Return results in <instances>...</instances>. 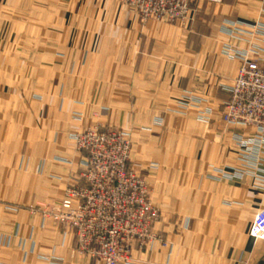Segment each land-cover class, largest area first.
I'll list each match as a JSON object with an SVG mask.
<instances>
[{
    "label": "crops",
    "instance_id": "0c3cea01",
    "mask_svg": "<svg viewBox=\"0 0 264 264\" xmlns=\"http://www.w3.org/2000/svg\"><path fill=\"white\" fill-rule=\"evenodd\" d=\"M79 1L73 11L63 13L59 29L69 32L68 46L89 48L90 67L102 81L100 92L96 85L89 91L91 102L101 95L107 117L111 119L116 111L118 125L153 128L156 141L154 137L150 141L154 142H158L156 133L160 135L163 127L158 126L162 125L159 117H164L165 127L172 121L184 125L185 120L190 126L188 141L195 152L186 158L192 162L168 173L152 167L157 162L147 140H134L133 158L152 167L148 169L153 194L158 197L163 188L159 203L197 208L195 214L184 215L179 210L162 215L155 229L168 246L156 240L147 249H134L137 264H264V240L250 235L254 216L264 207V186H256L248 174L243 179L217 177L227 169L242 167L232 140L233 134L242 130L222 118L228 97L222 86L235 78L240 63L225 56L223 47H246V42L227 36L223 24L227 20L264 21V0H195L193 19L186 26L157 20L143 24L124 0ZM83 2L89 8L95 6L82 11ZM10 10L6 9V14L12 13ZM185 94L209 101L198 106L212 108L208 124L196 115V108L188 118L167 113L184 101ZM141 132L137 131L136 137H141ZM147 149L148 154L144 152ZM50 165L46 163L42 172L35 171L55 174L61 165L58 174L68 176L69 168L60 163ZM194 186L197 196L190 198ZM56 239L54 248L68 257L67 264H89L88 259L80 260L72 252L71 235L59 231Z\"/></svg>",
    "mask_w": 264,
    "mask_h": 264
},
{
    "label": "rangeland",
    "instance_id": "374dc122",
    "mask_svg": "<svg viewBox=\"0 0 264 264\" xmlns=\"http://www.w3.org/2000/svg\"><path fill=\"white\" fill-rule=\"evenodd\" d=\"M79 2L0 0V264H67L68 257L54 248L59 231L72 236V252L78 259H88L89 264H104L99 255H93L92 251L96 249L93 244L88 248L81 246L77 229L62 220L60 214L66 199L70 198L76 204L75 194L89 193L92 188L90 174L106 164L107 160L96 156L102 147L101 138L112 142L113 152L119 148L115 139L125 141L126 167L145 181L149 200L159 215L149 230L142 226L144 240L134 239L128 263L123 261L122 264H137L133 250L147 249L156 240L168 246V241L155 229L162 215L179 210L184 215L187 212L195 214L197 210L160 204L164 191L162 188L158 197L153 194L154 182L148 169L151 166L137 163L133 158L134 140L138 138L152 145L150 154L157 162L153 168L168 173L171 169L189 165L192 159L186 156L195 151L193 143L188 141L187 126H190L187 120L184 125L172 121L165 127L164 117H159L157 121L162 125L158 126L163 127L160 135L156 133L158 142H154L150 141H156L153 128L118 125L116 111L111 119L107 117L101 95L91 102L89 91L96 85L100 92L102 81L94 75L96 69L90 67L89 48L68 46L69 32L59 29L63 13L73 11ZM94 6L95 3L91 4ZM80 7H83L82 11L91 8L84 2ZM8 8L12 13L6 14ZM139 19L143 24L148 22ZM97 54L100 55L99 50ZM184 98L178 107L167 113L188 118L196 112L200 120L208 124L212 108L198 106H205L209 101L192 94H185ZM146 129L149 131L144 132ZM190 129L196 130L193 126ZM141 130V137H136V132ZM184 139L187 142L183 143ZM148 150L144 152L148 154ZM236 153L240 160L237 148ZM46 163L51 164L50 168L54 163L69 168L68 176L58 174L61 165L56 167L55 174L35 171L37 168L42 172ZM241 165V168L227 169L217 177L243 179L248 174L254 177V184L260 186V174L245 172L242 162ZM240 170L241 174H233ZM162 177L165 179L164 174ZM194 189L189 192L190 198L197 196L195 186ZM82 202L85 205L87 198L84 197Z\"/></svg>",
    "mask_w": 264,
    "mask_h": 264
},
{
    "label": "built area",
    "instance_id": "2783aa9c",
    "mask_svg": "<svg viewBox=\"0 0 264 264\" xmlns=\"http://www.w3.org/2000/svg\"><path fill=\"white\" fill-rule=\"evenodd\" d=\"M126 1L142 21H181L186 26L193 19L195 0ZM223 32L232 39L246 42V47L232 44L223 47L228 58L240 61V67L235 78L222 86L228 96L223 103L222 118L228 125L242 130L233 134V143L245 172L260 174V186H264V21L227 20ZM99 141L102 147L96 156L107 162L90 174L89 193L75 194L76 204L70 198L65 200L61 219L77 229L82 247L95 246L92 253L99 255L104 264L128 263L131 243L135 238L143 241L144 230H149L159 215L149 200L145 181L126 167L125 141L115 139L119 145L116 152L111 150L112 142L107 138ZM238 173L241 174V170L233 174ZM84 197L87 198L85 205ZM250 235L264 240V207L257 211Z\"/></svg>",
    "mask_w": 264,
    "mask_h": 264
}]
</instances>
